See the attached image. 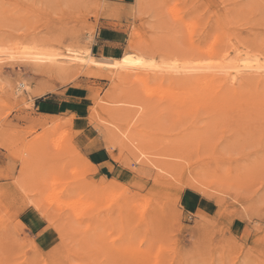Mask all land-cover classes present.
<instances>
[{"label": "rangeland", "instance_id": "rangeland-1", "mask_svg": "<svg viewBox=\"0 0 264 264\" xmlns=\"http://www.w3.org/2000/svg\"><path fill=\"white\" fill-rule=\"evenodd\" d=\"M204 2L137 0L130 15L106 6L114 0H0V45L7 28L13 44L59 53L56 62L0 65V264H264V222L247 218L264 184V81L247 71L234 85L220 78L234 72L222 65L264 59L261 0H211L257 7L197 17L177 38L168 12ZM41 3L56 6L34 7ZM125 55L178 61V71L124 65ZM208 77L221 79L212 91ZM233 145L253 149L252 167L228 158ZM238 186L249 195L237 198ZM68 192L96 205L83 228L63 207ZM98 229L122 247L88 252Z\"/></svg>", "mask_w": 264, "mask_h": 264}, {"label": "snow or ice", "instance_id": "snow-or-ice-1", "mask_svg": "<svg viewBox=\"0 0 264 264\" xmlns=\"http://www.w3.org/2000/svg\"><path fill=\"white\" fill-rule=\"evenodd\" d=\"M55 4H37L34 5L36 8H49L55 7ZM106 6H114L121 12H127L130 15H135L137 11L142 7L137 0H114L113 5H106ZM67 7V5H65ZM161 7H165L171 9L175 6L172 5H161ZM188 10L184 13L183 16H179L177 14H173L171 11L168 12L166 16V21L172 26L173 29H176L177 38L180 37L182 34L180 30L183 32H192L195 24L196 18H207L209 15H215L216 10L218 9H229V8H238V9H252L257 7L251 3H242V4H216L212 3L211 0H206L204 3L193 4L187 6ZM259 15L264 18V0H261L259 5ZM7 20H0V24H6ZM10 31L9 29H5V39L9 42L5 45H0V65H4L9 61L12 62H42L48 61L53 62L59 55V53L53 51L52 49L48 48L47 46H42L38 44L32 45H22L19 42L13 44L9 38L7 37V32ZM22 49V51H20ZM69 52V59L72 58V55L79 56L81 55L80 52H76L73 54L72 48H68ZM232 58L228 57L226 61L223 63H231ZM244 65L243 71L251 72V71H258L261 73L262 77H264V59H261L259 56L253 60L242 59L240 61ZM124 65H132L138 68H154L159 71H178L177 65L178 61H175L171 64H163L158 65L155 60H145L142 58H137L133 56L125 55L123 59ZM206 63H212L211 61H206ZM219 63V62H218ZM253 64L257 65L256 68H253ZM221 71L230 70V71H242L240 68H230L224 69L223 67L220 68ZM25 85L23 82L20 84V88H23ZM146 96H151L152 92L150 89L145 90ZM130 107H135V105H130ZM142 111V109H141ZM259 113H260V120H259V127H260V143H259V151L258 155L260 157L259 164L261 175L264 177V93L261 94L259 99ZM225 143L227 144L228 141L226 140ZM223 148L224 145H221ZM226 154L230 160H234L235 165L239 168L240 166L245 167H252L253 162L256 160V155L253 152V149L247 146L241 147L240 145H233L231 149H225ZM236 193L237 198L241 196H248L249 192L248 189L244 187H236L233 189ZM63 200V207L67 211V213L74 219L77 225L81 228L84 227L88 221L96 215V205L90 201H85L79 198L75 193L68 192L65 193L62 197ZM177 209L179 210L180 205H176ZM249 207L252 211L249 213L248 217L251 219L252 216H258L261 218V222H264V184L257 190L254 195V198L249 201ZM191 211L195 212V209H191ZM247 211V210H246ZM191 218V217H190ZM45 224H41V228H44ZM99 229L97 234H90L89 238V246L86 249L88 252L96 254L98 256H103L106 254L108 247L113 249L122 247L121 241H115L112 245L108 246L106 243L101 239L98 235ZM31 235V234H29ZM145 246L147 244L145 243ZM82 264H103V261H85ZM112 264H121L119 260H115ZM189 264H206V261L199 260V261H189ZM214 264H228L227 261L220 262L215 261ZM241 264H248V261H242Z\"/></svg>", "mask_w": 264, "mask_h": 264}, {"label": "bare ground", "instance_id": "bare-ground-1", "mask_svg": "<svg viewBox=\"0 0 264 264\" xmlns=\"http://www.w3.org/2000/svg\"><path fill=\"white\" fill-rule=\"evenodd\" d=\"M250 57V56H249ZM73 58H78L77 56H75V57H73ZM137 58H142V57H137ZM241 58H243V57H241ZM79 60H80V58H78ZM123 59H124V57L120 60V62L122 63L123 62ZM142 59H144V58H142ZM248 59V58H247ZM56 60H57V58L53 61V62H56ZM82 60H83V57H82ZM249 60V59H248ZM86 62H91V63H94V64H97V65H102V64H105V62H100V61H96V60H94V59H92V58H88L87 59V61ZM108 65H115V64H117V62H112V63H107ZM216 65V64H215ZM223 66V65H222ZM221 66V67H222ZM230 66H232V63H231V65ZM229 66V67H230ZM211 67V66H210ZM240 68V69H242V71H239V72H237V71H234L233 73H229V75H227V76H225V77H220V78H222V79H227V80H229V82L230 81H233L232 82V84L234 85V84H237L238 83V81L240 80V79H242V77L244 76L243 75V69H244V65H243V63H242V65H240V64H236V66L234 67V68ZM257 67V65H255V64H253V68H256ZM229 69V68H228ZM209 73V72H208ZM227 73V72H226ZM250 74L249 75H251V76H253L254 74H258L259 75V79L261 80V81H264V77H262V75H261V73L260 72H258V71H251V72H249ZM260 73V74H259ZM256 74V75H257ZM193 76V75H192ZM194 78V80H196V81H201V79L202 78H205V77H199V76H194L193 77ZM192 78V79H193ZM258 78V77H257ZM258 79V80H259ZM220 81H221V79H219ZM218 80V78L217 77H208V81H207V84H208V86L210 87V91H212L213 90V87L214 86H216L217 85V82L219 81ZM260 81V82H261ZM205 82V81H204ZM204 82L202 83V84H204ZM223 82V81H222ZM221 82V83H222ZM247 81H244V78H243V81L241 82V84H243L244 85V83H246ZM259 82V83H260ZM199 83V82H198ZM220 83V84H221ZM228 83V82H227ZM196 84V83H195ZM215 84V85H214ZM253 84V83H252ZM206 85V84H205ZM222 85V84H221ZM207 87V86H206ZM217 88V87H216ZM234 88H236V86L234 87ZM233 88V90H235ZM19 90L21 89L20 87L18 88ZM18 90V91H19ZM215 90V89H214ZM217 90V89H216ZM242 90V89H241ZM236 91V90H235ZM244 91V90H243ZM204 92V91H203ZM207 92V91H206ZM217 92V91H216ZM213 93V92H212ZM218 93V92H217ZM216 93V94H217ZM223 94H225V92L223 91ZM221 95L222 96V98L224 97V95ZM242 96V95H241ZM216 97H218V95L216 96ZM225 98H227V95H226V97H224V99ZM229 98V97H228ZM223 99V100H224ZM220 100H222V99H220ZM225 100H227V99H225ZM218 102V101H217ZM219 104V103H218ZM250 104V103H249ZM257 104V103H256ZM258 105H259V103H258Z\"/></svg>", "mask_w": 264, "mask_h": 264}]
</instances>
